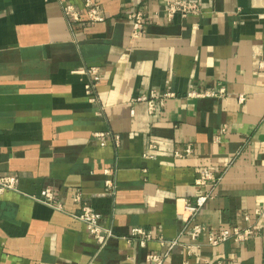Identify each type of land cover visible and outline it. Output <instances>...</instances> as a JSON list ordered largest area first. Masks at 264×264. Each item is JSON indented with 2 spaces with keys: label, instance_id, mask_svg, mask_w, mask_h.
I'll return each mask as SVG.
<instances>
[{
  "label": "crops",
  "instance_id": "crops-1",
  "mask_svg": "<svg viewBox=\"0 0 264 264\" xmlns=\"http://www.w3.org/2000/svg\"><path fill=\"white\" fill-rule=\"evenodd\" d=\"M85 1L0 0V178L18 180L0 193V264H148L161 237L179 240L165 264H264V0H192L204 13L172 21L173 0H94L103 23L88 21ZM137 10L149 19L133 40L127 16ZM221 85L223 98L187 96ZM152 90L173 95L154 115L133 102ZM99 133L119 146H101ZM188 144L193 154L177 159ZM208 172L222 181L199 223L255 234L212 247L206 233L190 256L182 216L210 190L197 184ZM46 188L71 213L80 192L116 237L100 249L82 222L34 199ZM133 228L154 241L129 243Z\"/></svg>",
  "mask_w": 264,
  "mask_h": 264
},
{
  "label": "built area",
  "instance_id": "built-area-1",
  "mask_svg": "<svg viewBox=\"0 0 264 264\" xmlns=\"http://www.w3.org/2000/svg\"><path fill=\"white\" fill-rule=\"evenodd\" d=\"M84 8L86 12V17L91 23H103L106 21L103 8L94 0H87L84 3ZM63 12L65 16L73 22H82V16L80 11H78L75 6L71 4L63 5ZM164 13L166 14L168 20L172 21L176 17L181 19L188 18L190 16H200L204 13V4L199 1L192 0H173L168 1L165 4ZM128 20L132 25V39L137 40L143 36L144 27L148 21L147 15L142 10L131 11L127 16ZM259 70L264 73V58L259 62ZM86 74L90 77V82L86 84L85 89L87 95L90 97L91 101H95V91L101 82L100 71L96 67H92L86 71ZM227 94L226 88L221 85L220 87L201 93L198 91H191L188 93L189 98H204V97H214L223 98ZM173 95L171 93L160 94L155 90L150 91L147 95H143L133 102H143L148 106L149 113L154 115L157 113L158 108L164 107L167 99L171 98ZM244 97H240V101L243 102ZM132 115H135V110L131 111ZM100 141L101 146H106L109 142V138H113L117 146H119L120 139L116 135L111 133H99L95 135ZM111 138V139H112ZM151 149H155L154 146ZM194 149L192 144H188L184 151L176 152L175 157L177 159H184L193 154ZM145 158H152L150 153L145 155ZM222 181L221 177H217L213 173H205L204 176L197 181V184L204 185L207 183H212L210 190L198 196L194 201L187 203L184 208V218L185 226L182 234H187L195 245H190L186 247L188 255L194 253V248L198 247L197 243L204 234H208V245L212 247H217L219 245L225 244L229 241H234L237 243H243L250 240L255 232L252 227L242 229L237 226H231L226 229L219 230L217 232L208 231V229L199 223L198 217L201 212L205 209L209 202H211L215 197V191L218 184ZM107 188L110 190L112 188V183L107 182ZM6 191H18V180L14 176H4L0 178V193ZM34 199L48 207L55 209L56 211L70 215L75 220L82 222L88 229V232L93 237L94 241L100 249H103L108 243L115 238L114 233L106 228L102 224V216L95 211L91 206L83 203V198L80 192L73 195V201L76 204L81 205L77 212L66 211L64 205L60 203L55 196V192L52 188L44 189L40 196L34 197ZM257 214H261L262 211H256ZM245 220L250 222V216H246ZM129 243L138 242L140 247L146 248L147 245L154 241L155 237L143 228H133L129 237L124 238ZM160 245L163 247L164 251L162 253H151L147 256L148 264H165L170 258L172 251L176 246L179 245V240H166L164 238L158 239ZM209 264V263H206Z\"/></svg>",
  "mask_w": 264,
  "mask_h": 264
}]
</instances>
